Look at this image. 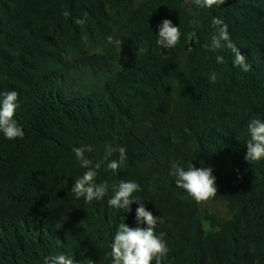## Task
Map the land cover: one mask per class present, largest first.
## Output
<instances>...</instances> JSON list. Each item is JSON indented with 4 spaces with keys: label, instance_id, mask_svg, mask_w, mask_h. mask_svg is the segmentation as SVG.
Masks as SVG:
<instances>
[{
    "label": "trees",
    "instance_id": "obj_1",
    "mask_svg": "<svg viewBox=\"0 0 264 264\" xmlns=\"http://www.w3.org/2000/svg\"><path fill=\"white\" fill-rule=\"evenodd\" d=\"M214 17L228 25L248 72L230 49L211 48ZM165 19L181 32L168 49L157 44ZM10 91L24 137L0 131V264L58 254L112 264L119 225L147 228L136 220L139 204L109 206L120 181L138 183L133 196L160 218L162 264H264V158L246 159L247 125L264 121V0L210 9L194 0H0V102ZM109 144L126 149L115 173L103 159ZM84 145L101 163L94 182L109 184L91 203L71 191L87 170L72 149ZM173 165L210 167L217 194L206 201L224 204L229 217L177 187Z\"/></svg>",
    "mask_w": 264,
    "mask_h": 264
},
{
    "label": "clouds",
    "instance_id": "obj_2",
    "mask_svg": "<svg viewBox=\"0 0 264 264\" xmlns=\"http://www.w3.org/2000/svg\"><path fill=\"white\" fill-rule=\"evenodd\" d=\"M196 6L201 8H212L214 5H221L225 0H194ZM62 15L67 18L70 16L68 11H64ZM77 25H84L86 18H77L74 21ZM213 26L216 27V33L211 38V48L213 50L226 47L234 54V65L241 67L244 72H248L251 65L246 63V57L241 54L240 49L230 40L228 25L220 18L212 19ZM159 39L157 44L164 49L173 48L180 40V28L173 26L168 19L162 21L159 26ZM87 39V37H83ZM108 42L114 44L120 51L122 42L108 37ZM223 42V43H222ZM205 47H208L207 45ZM217 63H223V57L217 56ZM217 74H210V83H215ZM18 93L10 91L4 94L2 102H0V131L3 132L5 138L14 140L23 138L24 131L14 119L16 110L19 108L17 103ZM248 132L250 139L247 141L246 159L250 162L260 161L264 158V121L253 118L249 121ZM76 159L80 166L87 169L83 175L76 179L71 191L77 199L83 197L86 203L93 200L103 199L108 191L109 184L107 181L97 184L94 182L97 176V170L101 167V163L97 162L93 165L85 153L93 151L91 145L74 147ZM119 153V159L109 160L113 153ZM103 159L108 161L107 169L113 173L125 163L126 149L124 147H113L111 144L105 146V154ZM175 177L176 186L186 190L197 202L206 201L215 197L217 194L216 178L212 175V169L196 168L190 165L187 170L179 165H173L170 173ZM113 195L108 200L110 207L130 211V205L137 203L140 206L136 209V220L138 223H144L147 228H130L126 224L121 223L114 236L111 245L112 264H162L163 258L167 255L169 249L162 237L155 233L159 217L154 216L148 211L141 200L134 197L133 194L140 191V185L134 181H120L111 186ZM44 264H78L71 256L65 254L51 255L44 258Z\"/></svg>",
    "mask_w": 264,
    "mask_h": 264
},
{
    "label": "rangeland",
    "instance_id": "obj_3",
    "mask_svg": "<svg viewBox=\"0 0 264 264\" xmlns=\"http://www.w3.org/2000/svg\"><path fill=\"white\" fill-rule=\"evenodd\" d=\"M202 209L209 210L215 213L220 219H227L229 217L227 209L222 203H210L208 201H202Z\"/></svg>",
    "mask_w": 264,
    "mask_h": 264
}]
</instances>
